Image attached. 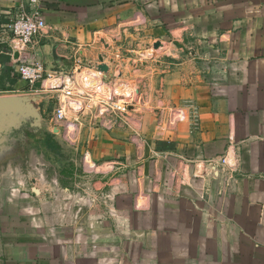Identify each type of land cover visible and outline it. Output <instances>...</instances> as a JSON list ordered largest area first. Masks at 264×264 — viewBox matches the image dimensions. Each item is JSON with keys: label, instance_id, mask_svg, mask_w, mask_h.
I'll return each instance as SVG.
<instances>
[{"label": "crops", "instance_id": "0c3cea01", "mask_svg": "<svg viewBox=\"0 0 264 264\" xmlns=\"http://www.w3.org/2000/svg\"><path fill=\"white\" fill-rule=\"evenodd\" d=\"M21 1L0 0V19ZM35 5L51 27L37 52L49 69L72 67L67 42L79 43L83 60L103 57L122 77L133 66L127 76L142 85L147 108L111 130L85 127L80 149L98 171L83 174L78 163L56 161L55 102L28 90L0 55V85L18 92L0 100L31 104L38 126L0 127V264H264V0ZM171 108L197 110L198 130L190 119L168 126ZM135 133L145 141L142 160ZM23 134L35 137L31 148ZM229 151L240 172L225 193L208 173L172 195L162 187L181 157L195 163Z\"/></svg>", "mask_w": 264, "mask_h": 264}, {"label": "built area", "instance_id": "2783aa9c", "mask_svg": "<svg viewBox=\"0 0 264 264\" xmlns=\"http://www.w3.org/2000/svg\"><path fill=\"white\" fill-rule=\"evenodd\" d=\"M36 1H21L15 7L7 9L3 18L0 19V55L9 56L13 75L23 80L28 90L55 102L51 121L62 130L64 140L70 146L76 147L79 144L83 126L81 118L86 111H91L89 112L91 115L90 124L95 127L111 130L126 124L136 107L139 112L141 111L139 105L144 103L138 87L126 81L111 82L110 93H101V88L108 84L103 80V77L101 78L104 83L98 82L97 74L106 72L98 68L101 64L100 59L97 58L93 61L81 58L79 52L82 47L79 43L67 42L73 45L72 67L63 65L49 69L47 64L38 58L37 52L43 46V38L51 31V27L43 16L42 10L35 5ZM158 47L156 48L158 49ZM28 52H33L34 56L24 58ZM15 53H18L17 58ZM136 59L144 62L141 55H138ZM133 63H136L135 60ZM106 64L110 69L111 65L113 66V78L122 79L123 70L120 65L113 62ZM84 67L89 69V76L93 78V81L92 84L82 87L76 80V73ZM49 80H55V82L48 85ZM51 92H54L53 95H50ZM156 94L159 96L161 91L158 90ZM93 97L97 98V107L94 110L90 106ZM185 119L191 120L193 131L198 130L197 110L186 115L180 109L171 108L168 126L174 127L177 122ZM130 141L135 145L138 159L142 160L145 150L144 139L140 134L135 133L130 135ZM86 160H88L87 156H85ZM92 163L89 168L84 165V173L94 174L98 171V165L94 164L93 161ZM191 165H194L192 173H190ZM111 170L113 167L110 165L109 168L104 169V171ZM239 172L240 163L235 152L229 151L218 159H208L195 163L186 161L181 157V163L168 170L167 179L161 185L166 193L172 195L175 186L191 185L193 178L204 179L208 173L211 179L222 182L221 193H225ZM199 191L201 199L207 201L209 186L203 185L199 187Z\"/></svg>", "mask_w": 264, "mask_h": 264}, {"label": "rangeland", "instance_id": "374dc122", "mask_svg": "<svg viewBox=\"0 0 264 264\" xmlns=\"http://www.w3.org/2000/svg\"><path fill=\"white\" fill-rule=\"evenodd\" d=\"M162 48V46H161ZM142 58L146 61L148 59V55L142 56ZM135 64H137L138 68H143V62H140V60L136 59L135 60ZM133 69V66L129 65L126 68L125 71V76L122 77V79H118V78H113L112 75H108L107 72L103 73V76L101 74V77H103V80L105 82H107L105 85L101 88V93H110L111 91V82H116V83H121L123 81H126L132 85H134L135 87H138L141 91L142 96H144L143 91H142V85H140L139 83L134 82L131 78H129L127 76V74ZM89 69L87 67H84L81 69V71H77L76 73V80L78 81V83L82 86L85 87L86 85H90L92 84L93 78L90 76L89 77ZM131 77H135L134 74L131 75ZM88 80V81H86ZM52 82H55V80H49L47 82L48 85H50ZM54 92H51L50 95H53ZM14 95H18L17 93H13L9 86L7 85H0V98L3 97H8V96H14ZM30 95H22L21 97H28ZM97 98L93 97L91 102H90V106L92 107V110L95 109V107H97V102H96ZM140 109L142 110L143 108H146L147 105L146 104H142L139 105ZM91 111H86L85 114L83 115V117L81 118V121L83 123L82 126V130H81V134H80V140H81V135L85 129V127L87 125L92 126L90 124V118L91 115L90 113ZM32 117V105L28 104V103H23V107H19V105L17 103H11L6 105L4 101L0 100V127L1 128H14L17 127L18 129L23 130V132L25 133V130H31L32 128H38V126L35 125V122L33 119H31ZM7 119V121H5ZM31 123H33L35 125V127H32ZM60 129V128H59ZM60 139H62L61 143L62 145L58 144L57 146H55V151H56V161L58 160H66V162L68 163H74V164H79L80 167V171H82V173L84 174V165H86V167H91L92 160L90 158H88V160L85 161V155L82 153L81 151V141H79V144L76 147L70 146L68 145L63 137V132L60 129ZM2 139L5 138H9L6 136H2ZM22 138L24 140L25 145L27 144V142L32 139L35 138L34 136H28L23 134ZM29 146L30 148L32 147L31 142L29 141ZM57 143V142H56ZM34 148V147H33ZM85 162V163H84ZM31 163H23V165L26 166H30Z\"/></svg>", "mask_w": 264, "mask_h": 264}, {"label": "water", "instance_id": "95a60500", "mask_svg": "<svg viewBox=\"0 0 264 264\" xmlns=\"http://www.w3.org/2000/svg\"><path fill=\"white\" fill-rule=\"evenodd\" d=\"M160 45V42L155 43V47H158ZM15 57H18V53H15ZM101 64L98 66V68L103 71V72H108L109 71V66L104 63L103 57L100 58Z\"/></svg>", "mask_w": 264, "mask_h": 264}, {"label": "bare ground", "instance_id": "6f19581e", "mask_svg": "<svg viewBox=\"0 0 264 264\" xmlns=\"http://www.w3.org/2000/svg\"><path fill=\"white\" fill-rule=\"evenodd\" d=\"M161 46H162V44H160V46H159L158 48H160ZM162 47H164V46H162ZM158 50H159V49H158ZM162 50H163V49H162ZM159 51H160V50H159ZM101 74H102V73H101ZM101 74H100V73L97 74V76H98V77H97V79H98L97 81L103 84L104 82H103V80H102V78H101ZM102 76H103V74H102ZM89 77H90V76H89ZM86 81H88V80H86Z\"/></svg>", "mask_w": 264, "mask_h": 264}, {"label": "trees", "instance_id": "16d2710c", "mask_svg": "<svg viewBox=\"0 0 264 264\" xmlns=\"http://www.w3.org/2000/svg\"><path fill=\"white\" fill-rule=\"evenodd\" d=\"M58 144L57 143H55V146H57Z\"/></svg>", "mask_w": 264, "mask_h": 264}]
</instances>
